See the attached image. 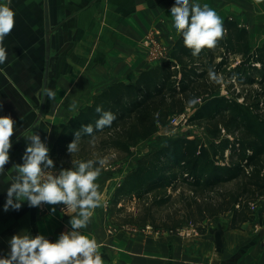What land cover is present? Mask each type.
Masks as SVG:
<instances>
[{"label": "crops", "instance_id": "0c3cea01", "mask_svg": "<svg viewBox=\"0 0 264 264\" xmlns=\"http://www.w3.org/2000/svg\"><path fill=\"white\" fill-rule=\"evenodd\" d=\"M0 4L15 13V27L3 42L8 60L0 65V116L10 115L16 122L14 135L26 134V120L35 125L39 117L46 122L58 117L63 126L109 86L134 83L141 72L159 64L145 48L147 35L155 33L168 54L178 35L170 12L175 0H0ZM209 6L225 7L223 20L264 37V0H209ZM44 88L56 92L54 100L43 94ZM74 101L77 107L71 110ZM132 170L121 163L115 176L98 177L102 205L80 230L102 245L104 264H264L263 196L249 202L250 207L255 205L252 219L235 228L229 222H215L202 225L200 232L195 228L198 235L187 236L194 227L149 230L131 223L117 225L108 216L109 200ZM35 211L25 212L20 234H40L55 242L61 233L71 231V217L62 204H42ZM9 221L3 222L7 228Z\"/></svg>", "mask_w": 264, "mask_h": 264}, {"label": "rangeland", "instance_id": "374dc122", "mask_svg": "<svg viewBox=\"0 0 264 264\" xmlns=\"http://www.w3.org/2000/svg\"><path fill=\"white\" fill-rule=\"evenodd\" d=\"M203 2L209 5V0H203ZM212 9L216 11L222 21L225 20H223L225 7L216 6ZM150 34L144 39V45H147L146 42ZM249 34L252 49L264 44V37L253 36L250 31ZM156 42L159 49H162V54H157L159 49L152 45L145 47L148 53L150 52L153 59L159 64L165 60H170L172 51L168 54L158 38ZM216 52L220 53L223 51L216 50ZM242 60V56L234 55L226 63H221L222 59L220 57L212 62L211 69L221 78L220 83H215L210 80L208 75V89L213 90L212 94H206L204 89L200 88L196 91L195 97H193V99L198 101L196 104L190 105L187 103L183 111L172 114L164 122L158 123L156 132L131 146L127 155H121L113 149L97 152L94 148L99 139H92L82 143L79 142V151L72 155L67 152L62 157H59V155L51 157L52 146L61 129L69 120L62 126L63 120L58 117L47 122L39 117L35 121L36 125L37 121L41 120V127L38 126V129L34 128L33 120L30 121V124L26 120L27 132L22 135H13L11 138L10 162L5 165L4 175H0V255L5 257L9 254V240L13 235L22 232L27 220L25 212L28 209L31 213L36 212L35 207H29L27 202L25 205L23 202L19 210L9 208L8 214L4 210L7 188L10 186L12 175H15V173L11 174L9 170L13 164L23 163L22 156L29 143L24 136L33 133L40 135L41 139L49 147L50 158L53 159L55 164V168L52 171H59L62 168L69 169L73 167L72 161L96 160L102 157L108 160V164L99 176V178L102 177L104 179L115 176L117 173L115 170L121 163L124 166H132V171H134L143 159L150 158L156 150L163 147L169 140L179 137L194 140L196 144L203 146L209 153V159H205L202 163L203 166L207 164L204 168L205 179L214 177L216 173H219L221 178H225V176L229 175L230 169L235 166L242 167V175L236 180L223 179L225 181L217 183L214 189L200 187L194 189V187L182 182V178H184L183 172L178 168L176 171L178 172L177 180H173L174 176H171L169 180L172 181L169 186L162 187L160 190L148 194L143 199L134 197L131 201L121 202L118 207H114L112 206V196L109 200L108 216L117 225L131 223L141 227L143 225V227L151 226L155 228L154 225L175 226L176 224H183L194 227L199 232L202 225L207 226L215 222H229L231 225L233 211L219 212L218 206L220 202H223L224 199L231 201L233 198L240 197L246 177L253 172L254 168H261L264 175V148L261 149V141L257 138V131H260L261 122L264 119V88L259 81L261 75L264 74V69L258 65L259 71L257 73L249 74V77H244L243 81L240 82L231 76V72ZM214 96L223 97L229 109L214 116H206L205 119L194 120L196 112L203 106L205 100ZM254 143H256L254 145L255 148L261 149L258 154H253V151L249 148V145ZM243 145L244 148H242ZM184 176L187 177V175ZM189 182L194 181L190 180ZM249 196L245 194L240 199L248 200ZM166 198H170L168 199L169 203H164L161 207L157 206L149 210L155 200ZM193 198L200 199L202 205H194L192 203ZM191 203L193 205L192 208L189 205ZM64 207L62 205L63 209ZM121 207H124L125 210L122 213H118L117 210ZM188 210L192 212L191 217H187L190 213ZM250 210L252 212L251 207ZM19 220L21 221L19 222ZM8 221L9 223L6 224L7 228L3 225V222ZM20 224L21 227L19 229Z\"/></svg>", "mask_w": 264, "mask_h": 264}, {"label": "trees", "instance_id": "16d2710c", "mask_svg": "<svg viewBox=\"0 0 264 264\" xmlns=\"http://www.w3.org/2000/svg\"><path fill=\"white\" fill-rule=\"evenodd\" d=\"M223 26L226 34L214 49L205 48L199 56L194 57L191 50L184 46L182 36L178 35L172 48L170 60H165L141 72L134 83L117 82L95 95L92 103L70 118L61 129L52 146L51 157L56 155L62 157L68 152V144L73 141L75 132L82 125L91 123L95 126V122L99 118V114L95 111L98 105H102L104 110L114 113L116 119L110 127L94 131L93 136L82 134L80 143L99 139L94 148L97 152L113 149L121 155H127L131 146L156 132L158 123L164 122L172 114L183 111L186 104L195 97L196 91L200 88L204 89V93L212 94L213 90L208 89L207 77L212 62L217 58L222 59L221 63H226L231 56L243 57V60L231 72V76L240 82L244 77H249V74L257 73L258 65L264 69V44L252 49L249 31L240 28L233 20L225 19ZM216 50L223 52L218 53ZM259 81L264 88V74L261 75ZM225 101L223 97L217 96L206 99L193 119H205L206 116H214L229 109ZM257 135L261 141L262 149L264 148V119ZM254 145L256 143L250 144L249 148L253 154H258L261 149L255 148ZM94 150L93 152H95ZM205 159H209L208 151L203 146L196 144L194 140L179 137L167 141L150 158L143 159L134 171L125 176L113 194L112 206L118 207L121 202H129L134 197L143 199L148 194L169 186L172 181L169 180L171 176H174L173 180L178 179V172H176L178 168L183 172L182 182L194 189L198 187L214 189L217 183L225 181L223 179L236 180L243 173L242 167L235 166L230 169L229 175L225 178H221L220 174L216 173L214 177L205 179L204 168L207 164L202 165ZM190 180L194 182L190 183ZM243 187L241 195H251L248 200L240 199L242 197L240 195L231 201L224 199L218 206L219 212L233 211L231 228L252 219L249 202L256 200L259 196H264L262 169L254 168L253 172L246 177ZM168 199L170 198L155 200L149 210L169 203ZM192 203L202 205L200 199L197 198H193ZM192 203L189 204L190 208L193 206ZM235 205L237 206L235 207ZM124 210V207H121L117 212L122 213ZM189 212L187 217H191L192 212ZM186 219L191 221L189 218ZM182 225L154 226L155 228H179Z\"/></svg>", "mask_w": 264, "mask_h": 264}, {"label": "clouds", "instance_id": "9594fccd", "mask_svg": "<svg viewBox=\"0 0 264 264\" xmlns=\"http://www.w3.org/2000/svg\"><path fill=\"white\" fill-rule=\"evenodd\" d=\"M261 0H257V3ZM177 34L183 38V44L197 57L205 48L214 49L226 34L223 21L209 5L203 6L190 0H175L170 9ZM15 27V13L7 4L0 5V65L8 60V50L3 42ZM211 81L220 83L221 78L213 69L208 70ZM43 94L54 100L56 92L44 88ZM197 99L188 103L196 104ZM2 107V104H0ZM75 101L71 110H76ZM99 118L95 126L82 125L67 146L70 155L79 151L82 134L93 136L94 131L110 127L116 119L111 111L102 105L95 108ZM16 122L10 115L0 116V175L5 173V165L10 162L11 138L15 134ZM24 138L29 141L22 156V164H13L9 172L12 175L7 188L4 210H19L23 202L29 207L42 204L64 205L70 218L71 231L63 232L55 242L44 235L31 236L29 233L13 235L9 240L10 252L0 257V264H104L100 245L95 238L81 233L87 228L96 208L101 207L103 194L96 183L101 171L108 164L107 158L96 160L72 161L73 167L52 171L55 164L49 155V147L40 135L33 133ZM98 165V166H97ZM55 207L51 212L55 213ZM75 213V215H72Z\"/></svg>", "mask_w": 264, "mask_h": 264}, {"label": "built area", "instance_id": "2783aa9c", "mask_svg": "<svg viewBox=\"0 0 264 264\" xmlns=\"http://www.w3.org/2000/svg\"><path fill=\"white\" fill-rule=\"evenodd\" d=\"M156 39H157L156 34L152 33L148 37L146 44L155 46V47H157V49H159V46H158V44L156 42ZM157 54H162V49L161 48L158 50ZM251 209H252V211H254L255 210V205H251ZM147 229L152 230L153 228L151 226H147ZM193 234H197L198 235V231L195 228L192 229L191 232H186L187 236H191Z\"/></svg>", "mask_w": 264, "mask_h": 264}]
</instances>
